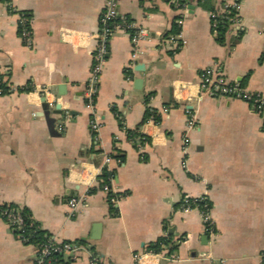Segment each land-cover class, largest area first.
I'll return each mask as SVG.
<instances>
[{
	"label": "crops",
	"instance_id": "0c3cea01",
	"mask_svg": "<svg viewBox=\"0 0 264 264\" xmlns=\"http://www.w3.org/2000/svg\"><path fill=\"white\" fill-rule=\"evenodd\" d=\"M180 1L187 10L177 47L169 38L183 12L172 0H118L119 12L143 26L149 40L126 71L130 38L112 34L94 104L87 107L84 84L105 0H0V70L16 87L0 95V204L25 207L55 240L81 244L72 264H88L92 254L131 264L133 253L167 233L166 251L174 258L158 264H262L264 110L202 94L199 75L218 63L226 77L264 92V0H241V34L227 29L222 42L209 16L221 0ZM17 11L30 15L32 46L19 38ZM136 78L142 79L137 88ZM40 86L55 96L52 106ZM162 106L168 111L158 122L143 121L147 109L160 113ZM189 112L197 122L184 144ZM93 116L102 122L97 140L89 127ZM127 129L148 140L133 142ZM104 156L112 158L106 168L120 197L110 203L95 183L70 215L68 199L86 193L77 181L80 168L93 171ZM184 195L208 198L212 232L197 208H180ZM35 260L36 246L0 217V264Z\"/></svg>",
	"mask_w": 264,
	"mask_h": 264
},
{
	"label": "built area",
	"instance_id": "2783aa9c",
	"mask_svg": "<svg viewBox=\"0 0 264 264\" xmlns=\"http://www.w3.org/2000/svg\"><path fill=\"white\" fill-rule=\"evenodd\" d=\"M174 4L180 8L183 14L179 15L175 20L177 31L174 32L169 41L179 46L184 40L181 38L182 23L185 16L187 6L181 3L180 0H172ZM221 5L218 9L209 12L211 30L214 36L218 35V27L220 23H227L228 29L232 28L235 37H239L242 29L240 17L241 0H221ZM18 14V35L22 43L26 46H32V29L30 26V15L25 11H17ZM220 18V20H219ZM116 32H124L128 34L131 42L130 61L127 64V70L134 67L138 57L143 52L142 43L149 40L147 30L129 19L126 15L121 14L118 10V0H105L103 9L99 17L98 31L93 35L96 41L93 52V61L90 68L89 76L84 84V99L87 107L94 104V98L97 92V83L102 71L103 63L108 52V43L112 34ZM199 87L201 93L215 98H228L245 101L249 104L254 112H262L264 110V92L250 90L240 84L237 80H232L224 75L222 67L216 63L204 67L200 72ZM131 77L129 76L128 79ZM16 90L5 74L0 70V95L9 94ZM38 91L44 95L48 105L52 106L55 103V96L46 86H40ZM161 115L168 111L167 106H162ZM150 119L153 120L151 117ZM156 122V121H155ZM196 116L189 112V117L186 120V132L183 135L184 144L189 142L187 131L194 128L196 125ZM102 125L101 120L97 116H93L89 120V127L92 133V138L97 140L98 131ZM264 132V122L262 125ZM132 141L137 144H144L146 136L143 134L135 136ZM110 156H104L103 163L94 170H89L86 166L80 168L78 173V183L85 186L86 193L82 196L70 197L68 199L70 215L76 214L80 207L84 204V199L92 189L95 183L99 182V175L106 165L111 161ZM109 183L100 185V189L108 194L109 202L114 204L120 197L110 187ZM182 210L197 208L201 214L202 222L205 230L212 232L213 222L210 216V203L205 195L190 196L184 195L179 204ZM0 217L3 218L13 230H21L23 221L20 214L16 211L1 210ZM23 241L21 234H16ZM172 245V244H171ZM84 250L81 244L70 241H57L52 236H49L46 241L36 246V260L34 264H72V260L76 259ZM69 254V258L65 255ZM260 261L264 264V250L259 253ZM160 258H174V254L167 253L166 247L159 251L148 249L145 252H135L132 254L131 264H158ZM88 264H114L111 260H105L97 254H92L88 259Z\"/></svg>",
	"mask_w": 264,
	"mask_h": 264
},
{
	"label": "trees",
	"instance_id": "16d2710c",
	"mask_svg": "<svg viewBox=\"0 0 264 264\" xmlns=\"http://www.w3.org/2000/svg\"><path fill=\"white\" fill-rule=\"evenodd\" d=\"M208 0H199V3L202 5H205ZM183 3V1H181ZM211 10H215V8H211ZM220 20V18H219ZM218 35H217V40L222 42L223 37L225 35V32L228 29V24L227 23H220L218 27ZM177 31V27L174 24L172 28V33ZM153 118L154 121L158 122L160 120V116L158 114H155L154 110L147 109L146 113L144 115V120H148L150 118ZM51 122V121H50ZM127 136L132 140L135 136L141 135L140 132L136 130H126ZM146 140L148 138L146 137ZM134 142V141H133ZM116 160L122 161L123 156L119 154H114L112 155ZM113 172L111 170H108L107 168H104L102 170V173L99 175V186L104 184V183H109L110 178L113 177ZM1 210H11V211H16L20 214L22 217L23 221V228L21 230H14L16 234H21L23 238V242L27 244H33L35 246H39L42 242L46 241V239L51 236L47 231L41 228L39 223L32 217L30 211L22 206H19L18 204L14 203H4L0 204V211ZM171 242V234L167 233L164 236H161L158 238L155 242H152L148 245V249L154 250V251H159L163 249V247L167 246ZM173 247L171 246V249Z\"/></svg>",
	"mask_w": 264,
	"mask_h": 264
},
{
	"label": "water",
	"instance_id": "95a60500",
	"mask_svg": "<svg viewBox=\"0 0 264 264\" xmlns=\"http://www.w3.org/2000/svg\"><path fill=\"white\" fill-rule=\"evenodd\" d=\"M137 70H140V69L137 68ZM140 83H142V79L141 78L134 79V86L136 88L138 87L137 85L140 84ZM58 88H59V91H60L59 93L63 94L64 92L62 90H60L61 88H63V86H59ZM43 101L46 103L45 97H43ZM59 107H60V104H56L55 112H57V113L60 112V108Z\"/></svg>",
	"mask_w": 264,
	"mask_h": 264
}]
</instances>
